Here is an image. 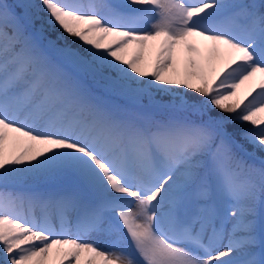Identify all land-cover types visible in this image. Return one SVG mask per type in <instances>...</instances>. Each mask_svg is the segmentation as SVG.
Segmentation results:
<instances>
[{"label": "snow or ice", "instance_id": "6c2138e0", "mask_svg": "<svg viewBox=\"0 0 264 264\" xmlns=\"http://www.w3.org/2000/svg\"><path fill=\"white\" fill-rule=\"evenodd\" d=\"M0 264H264V0H0Z\"/></svg>", "mask_w": 264, "mask_h": 264}, {"label": "rangeland", "instance_id": "374dc122", "mask_svg": "<svg viewBox=\"0 0 264 264\" xmlns=\"http://www.w3.org/2000/svg\"><path fill=\"white\" fill-rule=\"evenodd\" d=\"M81 2H83V3H88L89 0H81ZM94 2H95V3H98V4H99V3H116L117 0H94ZM105 101H106L108 104H110V105L113 106V103H114L113 100H107V99H105ZM42 184H43V183H42ZM33 185L36 186V185H41V184H39V183H37V182L34 183V182H32V181H28L26 184H24L23 186H21L17 192L39 189V188L34 187ZM44 185H45V184H44ZM44 190L53 191V190H55V189H53L52 187L46 185V188H45ZM32 213H33L34 215H36V216L39 217V216L41 215V210H40L39 208H35V209L32 210ZM91 239L94 240V241L98 240V241L100 242V244H101V247H105V246H106L105 243H104L103 237H100V236H93V237H91Z\"/></svg>", "mask_w": 264, "mask_h": 264}, {"label": "trees", "instance_id": "16d2710c", "mask_svg": "<svg viewBox=\"0 0 264 264\" xmlns=\"http://www.w3.org/2000/svg\"><path fill=\"white\" fill-rule=\"evenodd\" d=\"M71 39V38H69ZM72 47H77V45L73 44ZM107 96L108 98H111L114 102V107H117V108H124V107H127V103L126 101H124L123 99L121 98H117V97H113V96H108V95H105ZM249 152H251V148L249 146ZM238 155H240L243 159L247 160L249 163H255L257 166L259 165L260 163V159L262 158V154L260 153H257L255 155V158H252L244 153H238ZM39 184H42L41 182H37Z\"/></svg>", "mask_w": 264, "mask_h": 264}]
</instances>
